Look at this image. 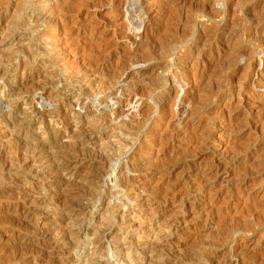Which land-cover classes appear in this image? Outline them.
<instances>
[{"label":"rangeland","instance_id":"rangeland-1","mask_svg":"<svg viewBox=\"0 0 264 264\" xmlns=\"http://www.w3.org/2000/svg\"><path fill=\"white\" fill-rule=\"evenodd\" d=\"M0 264H264V0H0Z\"/></svg>","mask_w":264,"mask_h":264},{"label":"bare ground","instance_id":"bare-ground-1","mask_svg":"<svg viewBox=\"0 0 264 264\" xmlns=\"http://www.w3.org/2000/svg\"><path fill=\"white\" fill-rule=\"evenodd\" d=\"M145 25H146V24H145ZM141 26H142V25H141ZM145 27H146V26H145ZM101 91H102V90H101ZM130 95H131V94H130ZM108 98H109V97H108ZM129 100H131V98L128 96V98H126L125 100H120V101H118L119 106H120L121 104H123V103L125 104V102H126V101H129ZM118 103H117V104H118ZM122 106H123V105H122ZM218 161H219V160H218ZM220 164H221V163H220ZM211 165H212V164H211ZM213 165H214V164H213ZM70 166H71V165H70ZM217 166H219V165H217ZM221 166H222V165H221ZM224 169H225V168H224ZM221 170H222V168H221ZM214 171H215V170H214ZM211 172H212V171H211ZM211 172H210V173H211ZM217 172H218V171H217ZM213 173H214V172H213ZM215 173H216V172H215ZM216 178H217V177H216ZM209 179H210V178H209ZM193 193H194V192H193ZM195 196H196V195H195ZM196 197H197V196H196ZM188 199H189V198H188ZM82 203H83V202H82ZM86 203H87V202H86ZM85 207H87L86 204H85ZM239 246H240V244H239ZM239 246H238V247H239ZM242 249H243V248H242ZM240 250H241V249H240ZM233 252H234V251H233ZM233 252H232V253H233ZM238 252H239L238 254H240V255L243 254L242 251H241V253H240V251H238ZM235 254H236V253H234V255H235ZM235 257H236V256H235ZM246 257H247V256H246ZM245 259H246V258H245ZM242 261H243V260H242ZM229 262H231V261H229ZM237 263H238V262H237Z\"/></svg>","mask_w":264,"mask_h":264}]
</instances>
